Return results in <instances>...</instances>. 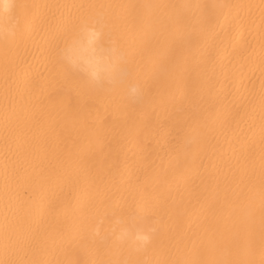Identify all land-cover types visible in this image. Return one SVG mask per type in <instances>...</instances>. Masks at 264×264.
Instances as JSON below:
<instances>
[{
    "label": "bare ground",
    "instance_id": "bare-ground-1",
    "mask_svg": "<svg viewBox=\"0 0 264 264\" xmlns=\"http://www.w3.org/2000/svg\"><path fill=\"white\" fill-rule=\"evenodd\" d=\"M0 264H264V0H0Z\"/></svg>",
    "mask_w": 264,
    "mask_h": 264
},
{
    "label": "clouds",
    "instance_id": "clouds-1",
    "mask_svg": "<svg viewBox=\"0 0 264 264\" xmlns=\"http://www.w3.org/2000/svg\"><path fill=\"white\" fill-rule=\"evenodd\" d=\"M137 240H140L143 243H147L149 240V237L147 235H137Z\"/></svg>",
    "mask_w": 264,
    "mask_h": 264
}]
</instances>
